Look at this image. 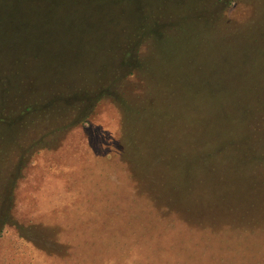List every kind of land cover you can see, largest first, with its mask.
Here are the masks:
<instances>
[{
  "label": "rangeland",
  "instance_id": "obj_1",
  "mask_svg": "<svg viewBox=\"0 0 264 264\" xmlns=\"http://www.w3.org/2000/svg\"><path fill=\"white\" fill-rule=\"evenodd\" d=\"M60 2L0 25V264H264V0Z\"/></svg>",
  "mask_w": 264,
  "mask_h": 264
},
{
  "label": "trees",
  "instance_id": "obj_2",
  "mask_svg": "<svg viewBox=\"0 0 264 264\" xmlns=\"http://www.w3.org/2000/svg\"><path fill=\"white\" fill-rule=\"evenodd\" d=\"M63 5L67 4L58 3V0H0V25L4 27L3 31L7 33L8 48L12 51L15 46L16 48L17 46L21 47L19 43L23 45L22 47H35L30 43L38 45V38L44 35L37 33L39 28L35 26L34 13L48 15L54 10L61 9ZM40 31H43V29ZM33 34H37L34 42H30L32 40L20 41L21 38H31ZM46 41L49 42V39ZM15 53L13 62H17V50H15Z\"/></svg>",
  "mask_w": 264,
  "mask_h": 264
}]
</instances>
